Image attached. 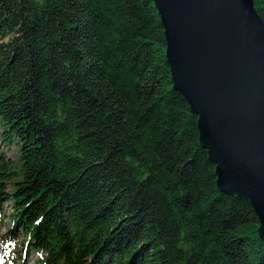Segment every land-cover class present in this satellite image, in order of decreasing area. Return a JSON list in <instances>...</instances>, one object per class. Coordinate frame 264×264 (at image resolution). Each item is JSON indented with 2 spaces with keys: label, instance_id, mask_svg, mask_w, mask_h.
<instances>
[{
  "label": "trees",
  "instance_id": "obj_1",
  "mask_svg": "<svg viewBox=\"0 0 264 264\" xmlns=\"http://www.w3.org/2000/svg\"><path fill=\"white\" fill-rule=\"evenodd\" d=\"M166 51L152 0H0V264H264Z\"/></svg>",
  "mask_w": 264,
  "mask_h": 264
},
{
  "label": "water",
  "instance_id": "obj_2",
  "mask_svg": "<svg viewBox=\"0 0 264 264\" xmlns=\"http://www.w3.org/2000/svg\"><path fill=\"white\" fill-rule=\"evenodd\" d=\"M152 1L217 187L250 203L264 242V21L254 0Z\"/></svg>",
  "mask_w": 264,
  "mask_h": 264
},
{
  "label": "rangeland",
  "instance_id": "obj_3",
  "mask_svg": "<svg viewBox=\"0 0 264 264\" xmlns=\"http://www.w3.org/2000/svg\"><path fill=\"white\" fill-rule=\"evenodd\" d=\"M8 155L13 156V152H9ZM11 213V209L10 207H6V211H5V215L6 214H10ZM10 228V221L9 219H7V217H4V221L3 223L0 224V237L6 232L7 229ZM35 260V257H32L29 261V264H33ZM1 264H11V262L9 261H2Z\"/></svg>",
  "mask_w": 264,
  "mask_h": 264
}]
</instances>
